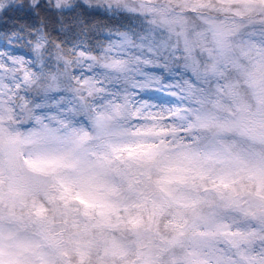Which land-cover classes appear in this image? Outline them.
<instances>
[{
    "label": "clouds",
    "instance_id": "9594fccd",
    "mask_svg": "<svg viewBox=\"0 0 264 264\" xmlns=\"http://www.w3.org/2000/svg\"><path fill=\"white\" fill-rule=\"evenodd\" d=\"M190 51L246 95L264 0H0L5 264H264V159L194 126Z\"/></svg>",
    "mask_w": 264,
    "mask_h": 264
},
{
    "label": "snow or ice",
    "instance_id": "6c2138e0",
    "mask_svg": "<svg viewBox=\"0 0 264 264\" xmlns=\"http://www.w3.org/2000/svg\"><path fill=\"white\" fill-rule=\"evenodd\" d=\"M220 44L222 48V39ZM189 55L192 59V70L197 75V79H201L202 71L203 82L212 85L208 89H196L199 95L196 96L194 103L201 107L191 109L194 114V126L205 130H215V135L218 137L231 134L241 137V143L219 140L216 147L218 153H227L239 163H247L249 157L264 159V152L254 153L252 151L253 145L264 144V59L257 60L253 67L241 74L243 86L247 89L245 95L241 92V80L229 77L221 69L220 64L223 57L220 59L214 57L212 62L201 70L200 62L194 51H190ZM190 87L195 89V85L190 84ZM221 97L230 99L235 109L223 104ZM209 104L219 109H227L232 113L233 118L223 121L217 119L208 110L207 105ZM52 163L58 165L60 162L53 161ZM3 249V237H0V264H5Z\"/></svg>",
    "mask_w": 264,
    "mask_h": 264
}]
</instances>
